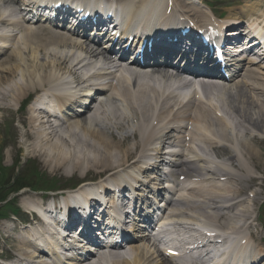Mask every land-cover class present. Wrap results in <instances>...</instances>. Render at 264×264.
Segmentation results:
<instances>
[{"label":"bare ground","instance_id":"bare-ground-1","mask_svg":"<svg viewBox=\"0 0 264 264\" xmlns=\"http://www.w3.org/2000/svg\"><path fill=\"white\" fill-rule=\"evenodd\" d=\"M179 2L185 6L190 4L186 0H174V10L176 11L181 6ZM118 3L124 6L129 16L134 20L137 19L142 24L145 32H160L164 27H169V23L174 28V23L177 22L175 14L170 17L165 15L170 8L167 0H119ZM252 5L237 10L232 9L228 20L240 24L243 23L244 19H257L264 22V11L260 12L259 7H252ZM4 10L0 8V26L14 28L12 31H8L16 32V34L14 33L13 36L0 35V55H5V52L10 51L9 56L0 62V112L13 111L14 106L19 102L30 98L31 95H39L40 93H44L50 101L64 104L63 109L72 108L71 105L74 102L67 101L65 96L56 93L65 85L63 83L64 79L70 76L73 82L75 81L80 85L86 83L94 85L96 81L109 79L107 84H99L98 87L100 88H98L97 94L100 97H105L108 102L121 105L125 113L120 114L118 107L110 112L103 104L104 101L97 104L95 100H92V104H96L85 108L86 115L89 117L75 113L71 119L60 120L58 125L55 126L48 113L37 112L36 115L31 117V126L27 133L30 140H33L31 151L34 156L46 164H55L59 167H63L66 163L72 161L80 162L83 158L77 153L82 152L86 145H90L88 140L90 138L96 146L99 145L98 147L101 148L97 154L95 153L96 155L88 156V159L93 160L95 163L91 171H96L99 162L107 171L116 170L109 177L114 182L126 181L128 178L138 181L137 176L140 173L138 171L141 170L129 166L132 156L141 153V155H137L136 161H139L146 153L153 151L152 145L154 143L157 145H173L176 141L172 143V132L184 133L185 136L178 138L181 140L178 143L181 144L182 151H179L176 158L173 159L174 164L172 166L176 169L171 174L177 185H183L184 192L172 196L173 200L169 204L170 211L167 212L171 221L178 222V227L177 223L175 225L171 222L178 228L175 237L177 238L179 232L187 234L195 231V228L189 227L200 224L199 222L202 219L197 218V216H210L215 221L224 220L226 223L220 227L226 231L234 233L238 229V221L245 220L247 214L244 209L237 212L233 211L238 208L236 201L243 190L241 183L250 178V174H248L241 158L248 156L249 160L252 161L257 153L250 145L242 140L239 141V132L236 129L243 128L246 135L249 134L246 127L264 133V121L260 117L253 119L248 114L252 113L253 110L256 111L254 107L258 101L262 102V105L264 104V81L261 79L264 78V67H262L261 72L256 69V67L264 65V62L255 64L253 60L245 61L242 75L235 76L237 80L240 79V84H235L236 80L230 81L235 85L232 88L228 87L224 91H220L224 94L227 93L229 96V100L225 102L224 99L219 98L200 100L201 97L195 94L186 103H181L178 99L179 96L170 90L173 81L180 77L169 73L167 69L153 70L146 74L142 69V71L136 70V67H140L138 60L134 63L131 62V64L125 60L126 53L115 52V54H112L113 51L96 47L93 44L94 40L84 37L79 32L62 31L60 26L37 28L28 25L25 20L13 21L10 14H7ZM189 12L201 16L203 19L208 16L202 11L192 10ZM189 12L186 13L188 16L190 15ZM194 18L198 19V17ZM8 42H12V46ZM7 47H9L8 50ZM116 47L118 48L119 44ZM84 60H88V63H85ZM123 63L125 67H123ZM80 66L81 68H79ZM84 69H88L90 74L87 75V79L82 80L80 74ZM18 78L20 79L18 80ZM156 81H162L166 86L158 88L153 85ZM246 87L255 88L252 94L253 97L251 95L246 96V92L249 90H246ZM212 92L214 93L213 90ZM227 102H230L231 108L234 109H230L233 116H228L230 119L235 120L233 131L229 128L231 126L230 120L224 118L221 114L222 108H230L229 105H226ZM127 112L131 114L132 119L127 120L128 117H125ZM243 120L244 124H242ZM131 121L136 122L135 131L127 133V126H131ZM185 122L187 125L183 124ZM94 126L103 127L99 130L88 128ZM113 128L121 130L125 135L120 139L117 138L112 131ZM208 131L215 138L209 137ZM107 133L111 136V141L116 142L118 149L110 145L108 136L107 139L103 137ZM80 134L83 136L81 137ZM133 138L138 142H135L134 147H131L129 143ZM188 138L189 141H187ZM252 141L256 146L264 149L263 141L258 140L256 137L252 138ZM216 143H219L222 148H229L230 150H233V145L237 147L235 154L230 152L236 158L223 161L226 163L233 161L235 167L242 174H234L231 166L225 164L224 167L210 157L213 156L210 153L215 151H210L209 146L216 145ZM239 144L247 152V155H244L245 153L240 150ZM263 149L261 151L263 152L262 160L264 156ZM154 152H156L155 155L158 159L162 160L161 149ZM157 169L159 168L155 166L153 168L154 172L149 174L152 182L155 181L153 178H156L155 171ZM220 170L228 173L226 177L232 176L234 179L229 181L227 187H219L217 191L196 187L199 182L207 183L212 179L225 177L224 175H217ZM147 171L145 170V173ZM181 177H185L183 183ZM86 188L88 187H83L77 194L79 192L84 193L87 190ZM144 188L145 184H142V193L147 191ZM188 190L191 192L188 193ZM148 194H153V191L150 190ZM159 195L161 194L159 193ZM174 198L176 199L175 202ZM111 202L113 204L111 206L116 203L115 201ZM225 204H230L229 208ZM118 207L120 208V206ZM223 210H228L226 213L228 216L224 212L222 213ZM140 215L143 220L145 211H142ZM181 220L185 222L181 223ZM184 225H188L187 228ZM202 225L208 226L205 223H202ZM245 227H249V225L245 224ZM238 231L241 230L238 229ZM200 237V233L193 234L192 240L196 241ZM239 239L232 253L223 255L218 264L225 258L239 264H254L256 258L264 257L262 251H250L252 241L249 240L247 244L243 245L244 238L240 236ZM33 246L35 244L29 240L23 242L22 246L18 244L17 249L24 259H36L35 257L38 254L36 251L32 255L26 251L33 248ZM129 247H132V245ZM159 252L165 257L163 263L160 264H174L173 258H169L165 252ZM133 255H135L133 261L121 260L114 255V264H158L156 263L157 257L146 248L133 247ZM109 258L106 257L104 260ZM91 261L92 259L83 262V264H88ZM28 264L43 263L30 261ZM91 264L97 263L93 262ZM211 264L216 263L212 262Z\"/></svg>","mask_w":264,"mask_h":264},{"label":"rangeland","instance_id":"rangeland-1","mask_svg":"<svg viewBox=\"0 0 264 264\" xmlns=\"http://www.w3.org/2000/svg\"><path fill=\"white\" fill-rule=\"evenodd\" d=\"M247 1L248 0H246V2ZM210 2L212 4L210 5L209 9L211 8V10H213L216 14H219V12H221V10L224 9V10H228L229 12L228 15H229L232 9H240L243 7L242 3H240L239 0H220L219 3L214 2V0H210ZM196 8L201 10H204V8H206V10H208L206 6L205 7L196 6ZM5 59L6 57L2 58L1 61H4ZM227 100H228L227 97H225L224 102ZM19 105L20 104L14 107V109H16L17 111L13 110L9 112H0V139L3 138L4 141H6L9 144V146L4 151L3 154L4 157L2 158V162L7 167H11L16 161H18L21 158L23 154L24 162L29 159H34L38 163V167L41 168L42 172H46L47 174H49L51 178H57V180L60 181L62 184H65L66 183L65 181L68 179H73V180L81 179L80 181H82L83 178L87 177L86 180L87 179L95 180V178L93 177H97L98 174L104 173L103 172L104 168L102 165L99 164V162L97 163L96 171H91L95 163L93 162V160L88 159V156L96 155L101 150V148L98 147L99 145L96 146L95 142L90 138H88L90 145H86V147L83 148L84 150L82 152L79 151L77 153L80 155V157L83 158V160H81L80 162L72 161L66 163L63 167H59L58 165L55 164L54 165L46 164L44 161L34 156L33 152L31 151L33 140H30V138L27 136L28 129H26V127H28L29 121L25 117L21 116L22 115L21 113L19 114L18 112ZM226 105H229V107L231 108L230 102H227ZM262 113L263 112L253 110L252 112L253 119H258L260 117L264 121V115ZM25 114L27 115V113ZM102 127L103 126H94L88 128L91 130H99ZM129 130H131L130 127ZM249 130H250L249 136L248 138L245 139V141L248 144H250L252 149H254V151L258 154L259 157L260 156L262 157V152H260L261 149L257 147L253 143V141H251V139L253 137H257L258 139L260 138L261 140L264 141V133H262L261 131L255 132L250 128ZM112 131L114 132L115 136H117V138L119 139L122 138V135H124L121 130H116L113 128ZM6 135L8 136L7 139H6ZM80 136L82 137L83 135L80 134ZM107 136L110 139V145L115 146L118 149L116 142L111 141V136H109L108 133L106 135H103V137H105L106 139L108 138ZM177 136L178 135L175 134V137ZM133 143L134 142L131 141L129 146H131V144ZM100 147H104V146H100ZM219 155L222 156V153L219 152ZM253 160H254V164L253 166L250 165V167L257 177H254V179L250 178V180L246 182V185L248 189L251 186L252 189L259 186L258 191H256V189L254 191L256 193L254 206H255V213H257L260 207L259 205H261L262 202H264V156H263V160L258 161L257 158L256 159L254 158ZM89 171H91V173L87 174V172ZM109 172H114V171H109ZM39 196H43V195L36 193L33 194L28 192V190H24L21 194H19L17 200L20 201V206L23 208V210H27L28 209L27 208L28 206H26L27 203L34 201L37 203H41ZM262 224L264 226V218L262 219ZM29 227H31V229L25 228L27 234L31 233L32 230L36 229L34 225ZM256 228L258 233H262L264 230V228H261L260 226H257ZM11 229L12 228H10L9 226H3L2 229H0V253L5 252L7 247L12 246V244L9 242V239L12 240V238H20L21 234L18 232V230L13 231ZM24 232L25 231H22V233ZM260 237H262L261 234L259 235V238ZM150 252L152 254L155 253L153 249ZM157 256H159V254H157ZM157 256L155 255V257ZM14 261L15 260L8 257L4 259V262L6 264H11V263L15 264L16 262L13 263ZM162 261L164 260L160 256L157 258L156 263L158 264L163 263Z\"/></svg>","mask_w":264,"mask_h":264},{"label":"trees","instance_id":"trees-1","mask_svg":"<svg viewBox=\"0 0 264 264\" xmlns=\"http://www.w3.org/2000/svg\"><path fill=\"white\" fill-rule=\"evenodd\" d=\"M0 174L3 176H9V173L2 167V163H0ZM15 186H18V189H21L28 185H49V183L46 181L45 177L37 172L35 168L30 170L29 168H26L24 171H22V174L16 175V179L14 181ZM5 186L11 185L10 183L3 184ZM45 188H49L48 186H44Z\"/></svg>","mask_w":264,"mask_h":264}]
</instances>
